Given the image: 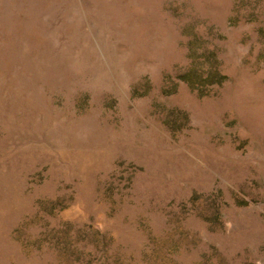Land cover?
<instances>
[{"label":"rangeland","instance_id":"rangeland-1","mask_svg":"<svg viewBox=\"0 0 264 264\" xmlns=\"http://www.w3.org/2000/svg\"><path fill=\"white\" fill-rule=\"evenodd\" d=\"M0 264H264V0H0Z\"/></svg>","mask_w":264,"mask_h":264}]
</instances>
